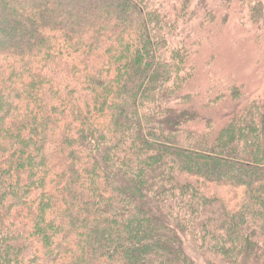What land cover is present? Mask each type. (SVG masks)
Returning <instances> with one entry per match:
<instances>
[{
	"label": "trees",
	"instance_id": "obj_1",
	"mask_svg": "<svg viewBox=\"0 0 264 264\" xmlns=\"http://www.w3.org/2000/svg\"><path fill=\"white\" fill-rule=\"evenodd\" d=\"M192 1L0 0V264H264V94L201 92Z\"/></svg>",
	"mask_w": 264,
	"mask_h": 264
},
{
	"label": "rangeland",
	"instance_id": "obj_2",
	"mask_svg": "<svg viewBox=\"0 0 264 264\" xmlns=\"http://www.w3.org/2000/svg\"><path fill=\"white\" fill-rule=\"evenodd\" d=\"M231 0L228 13L227 3L222 0H194L190 5L193 18L181 26L182 34L193 45L197 86L201 92L210 87L238 86L251 96L264 94V12L257 18L248 14L264 0L252 4ZM218 11L213 19L210 11ZM227 15V17H226ZM185 251L198 263L202 260L184 240Z\"/></svg>",
	"mask_w": 264,
	"mask_h": 264
}]
</instances>
